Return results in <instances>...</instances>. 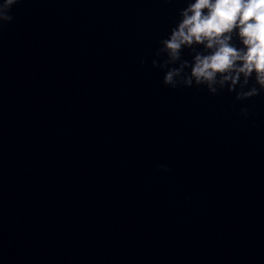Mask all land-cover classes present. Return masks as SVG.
I'll return each mask as SVG.
<instances>
[{"label":"water","instance_id":"95a60500","mask_svg":"<svg viewBox=\"0 0 264 264\" xmlns=\"http://www.w3.org/2000/svg\"><path fill=\"white\" fill-rule=\"evenodd\" d=\"M185 6H13L0 32V264H264V95L163 85L151 61Z\"/></svg>","mask_w":264,"mask_h":264},{"label":"clouds","instance_id":"9594fccd","mask_svg":"<svg viewBox=\"0 0 264 264\" xmlns=\"http://www.w3.org/2000/svg\"><path fill=\"white\" fill-rule=\"evenodd\" d=\"M19 2L0 0V32L13 21L11 10ZM184 3L151 61L164 73L163 85L173 90L206 89L213 97L227 91L235 93L236 101L264 95V0ZM139 63L143 67L145 58ZM248 114L249 108L241 107L239 115L247 119ZM157 170L169 168L158 165Z\"/></svg>","mask_w":264,"mask_h":264}]
</instances>
